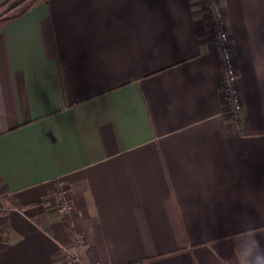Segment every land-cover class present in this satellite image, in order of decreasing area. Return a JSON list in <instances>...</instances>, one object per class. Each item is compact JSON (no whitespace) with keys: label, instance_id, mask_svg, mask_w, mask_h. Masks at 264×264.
<instances>
[{"label":"crops","instance_id":"0c3cea01","mask_svg":"<svg viewBox=\"0 0 264 264\" xmlns=\"http://www.w3.org/2000/svg\"><path fill=\"white\" fill-rule=\"evenodd\" d=\"M206 3L45 0L0 28V264H264V0L216 1L226 66Z\"/></svg>","mask_w":264,"mask_h":264},{"label":"built area","instance_id":"2783aa9c","mask_svg":"<svg viewBox=\"0 0 264 264\" xmlns=\"http://www.w3.org/2000/svg\"><path fill=\"white\" fill-rule=\"evenodd\" d=\"M216 1L217 0H207V11H208L209 18L211 19L215 27V31H216L215 43L217 45L218 52L223 59L224 66H226V52L224 49L225 33L221 29V26L219 24L218 13H217V8H216ZM228 76L229 75L227 72L226 77L223 82V91H222L223 102L225 104L227 112H229L230 114H233L236 111L237 103L235 99L233 98ZM55 201L62 215H65L69 212L71 208V204H70L66 190L60 185L57 186V189L55 192ZM76 242L77 243L80 242L79 237H77ZM64 255L68 262L73 263V264H80L77 257L72 252L65 251Z\"/></svg>","mask_w":264,"mask_h":264},{"label":"rangeland","instance_id":"374dc122","mask_svg":"<svg viewBox=\"0 0 264 264\" xmlns=\"http://www.w3.org/2000/svg\"><path fill=\"white\" fill-rule=\"evenodd\" d=\"M31 0H10L8 3H6L2 8H0V18L9 17L16 13H18L20 10H22ZM207 1V0H206ZM207 5V3H206ZM0 205L1 208H5L2 203V194L0 193ZM73 264V263H71Z\"/></svg>","mask_w":264,"mask_h":264},{"label":"trees","instance_id":"16d2710c","mask_svg":"<svg viewBox=\"0 0 264 264\" xmlns=\"http://www.w3.org/2000/svg\"><path fill=\"white\" fill-rule=\"evenodd\" d=\"M10 0H5L4 2L0 3V8H2V6H4L6 3H8ZM45 1V0H31L22 10H20L18 13L9 16V17H4V18H0V28H2L5 24L9 23L10 21H12L13 19L17 18L20 14L24 13L25 11H27L28 9L32 8L33 6H35L36 4ZM4 208H1L0 205V214L3 213Z\"/></svg>","mask_w":264,"mask_h":264}]
</instances>
